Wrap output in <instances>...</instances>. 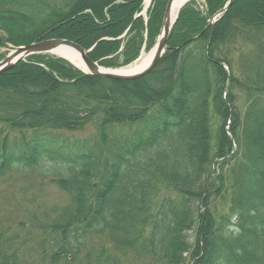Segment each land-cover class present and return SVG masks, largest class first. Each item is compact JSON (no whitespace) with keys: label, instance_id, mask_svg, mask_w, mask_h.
I'll use <instances>...</instances> for the list:
<instances>
[{"label":"trees","instance_id":"1","mask_svg":"<svg viewBox=\"0 0 264 264\" xmlns=\"http://www.w3.org/2000/svg\"><path fill=\"white\" fill-rule=\"evenodd\" d=\"M168 1L0 0V48L68 40L126 67ZM203 1L140 79L49 55L0 75V264H264V0Z\"/></svg>","mask_w":264,"mask_h":264},{"label":"water","instance_id":"2","mask_svg":"<svg viewBox=\"0 0 264 264\" xmlns=\"http://www.w3.org/2000/svg\"><path fill=\"white\" fill-rule=\"evenodd\" d=\"M151 1L152 0H148V2H146L144 12H146L147 8L151 4ZM189 1L190 0H188L186 3H188ZM172 2H173V0H169L168 4L166 6V10H165L164 18L162 21L160 34L157 38V41H156L154 48L151 51V52H153L154 55H153L150 63L142 70L129 72V73H120V72L113 70V69H107V68L101 67L97 63H95L89 59L88 54L90 51H86L83 48H81L79 45H77L71 41H68V40L51 39V40H45V41H40V42H34L28 46L9 47V49H7L4 52L5 57L0 61V75L5 73L6 71L12 69L17 63L25 61L27 58H29L31 56L52 54V51L54 49H57L60 46H64L67 48H71L80 54L81 61H82L83 65L86 67L87 71L84 72V71L78 69L68 59H65V58L57 56V55H55V56H57V58H60L62 60L67 61L69 64H71L76 69L80 70L81 72H83L85 74L109 78V79H113V80L133 81L136 79H140V78L148 75L154 69L156 64L159 62V60L164 55V53L166 51V42H167V38L169 36V33H170L173 25L177 21L179 11L186 4V3H184L179 8L176 15L171 20V18H170V7H171ZM229 5H230V1L227 3V5L224 7V9L222 11L218 12L214 16V18H212V23L215 21L216 17H218V16H220L226 12Z\"/></svg>","mask_w":264,"mask_h":264},{"label":"bare ground","instance_id":"3","mask_svg":"<svg viewBox=\"0 0 264 264\" xmlns=\"http://www.w3.org/2000/svg\"><path fill=\"white\" fill-rule=\"evenodd\" d=\"M188 0H173L171 7H170V18L171 20L173 19V17L176 15L177 11L179 10V8L186 3ZM148 2V0H147ZM53 55H57L60 57H63L65 59H68L69 61H71L78 69L86 72L87 69L86 67L83 65L82 61H81V57L80 54L76 51H74L71 48H67L64 46H60L57 49H54L52 51ZM153 52H150L147 55H143L141 56V58L136 61L134 64L128 66V67H122L116 71L120 72V73H129V72H134V71H139L144 69L151 61L152 57H153Z\"/></svg>","mask_w":264,"mask_h":264},{"label":"rangeland","instance_id":"4","mask_svg":"<svg viewBox=\"0 0 264 264\" xmlns=\"http://www.w3.org/2000/svg\"><path fill=\"white\" fill-rule=\"evenodd\" d=\"M146 1H147V0H144V6H145V4H146ZM190 1H195L197 7H199L200 10H203V7H204V6H203V4H204V1H203V0H190ZM190 1H189V2H190ZM189 2H188V3H189ZM149 7H150V6H149ZM149 7H148V8H149ZM143 14H144V16L146 17V13H143ZM0 38H1V34H0ZM9 47H14V46L9 45L7 49H9ZM7 49L0 48V55H1V54H4V57H5V53H4V52H5ZM151 51H152V50H150V51L147 52V51H145V50H142V52H141V54H140V57H138V59L135 60V61H138V60L141 58V56H143V55H147V54H149ZM46 55H49V56H51V57H55V58H57V56L52 55V54H46ZM4 57H3V58H4ZM3 58H2V59H3ZM0 61H1V60H0ZM135 61H134V62H135ZM131 64H132V63H131ZM119 68H122V67H119ZM119 68H109V69H119ZM23 182H24V178L13 177L12 180H11L10 182L4 181V184H3V185H9V187L14 188V187H18V186L21 185ZM44 184H45L46 190H47V192H48V197H47V201H48V203H64V202L66 201V197H65V195L62 194V193H61V192H60L55 186L48 184V182H45Z\"/></svg>","mask_w":264,"mask_h":264}]
</instances>
